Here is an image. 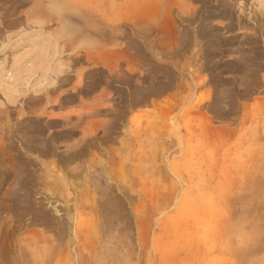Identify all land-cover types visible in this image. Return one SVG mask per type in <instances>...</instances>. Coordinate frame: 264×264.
Returning <instances> with one entry per match:
<instances>
[{
  "label": "rangeland",
  "instance_id": "374dc122",
  "mask_svg": "<svg viewBox=\"0 0 264 264\" xmlns=\"http://www.w3.org/2000/svg\"><path fill=\"white\" fill-rule=\"evenodd\" d=\"M0 264H264V0H0Z\"/></svg>",
  "mask_w": 264,
  "mask_h": 264
},
{
  "label": "crops",
  "instance_id": "0c3cea01",
  "mask_svg": "<svg viewBox=\"0 0 264 264\" xmlns=\"http://www.w3.org/2000/svg\"><path fill=\"white\" fill-rule=\"evenodd\" d=\"M166 11V16L163 20L157 21L154 23L152 20H147L145 18H139L136 19L135 25L133 28L136 31L137 35H140L141 33L145 32L147 29L148 30H154L155 28L157 29L156 31L158 32L157 34H165L169 37L172 36V33L175 32V27L172 24V19L167 10ZM89 18L84 19L81 21L80 25H77V45L81 41L82 37L86 36L89 38H97L99 37L98 33H103V35L108 34V28L109 25L107 23H102L97 21V16H95L92 12L88 15ZM83 22V23H82ZM111 27V26H110ZM145 35V34H144ZM76 43V40L73 41V44ZM97 43V42H96ZM171 43V40H170ZM81 48V46H80ZM91 131V130H90Z\"/></svg>",
  "mask_w": 264,
  "mask_h": 264
}]
</instances>
